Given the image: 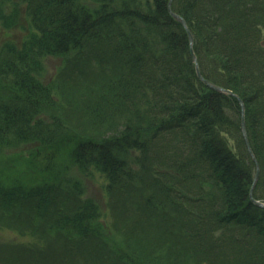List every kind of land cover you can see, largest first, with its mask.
<instances>
[{
  "label": "trees",
  "instance_id": "trees-1",
  "mask_svg": "<svg viewBox=\"0 0 264 264\" xmlns=\"http://www.w3.org/2000/svg\"><path fill=\"white\" fill-rule=\"evenodd\" d=\"M168 2L0 0L2 27L27 23L0 43V230L32 240L0 242V264H264L240 106L198 79ZM171 9L202 76L243 101L264 201V0Z\"/></svg>",
  "mask_w": 264,
  "mask_h": 264
},
{
  "label": "rangeland",
  "instance_id": "rangeland-1",
  "mask_svg": "<svg viewBox=\"0 0 264 264\" xmlns=\"http://www.w3.org/2000/svg\"><path fill=\"white\" fill-rule=\"evenodd\" d=\"M21 25H24L22 20ZM6 31L0 27V42L5 37ZM24 34V30L21 27H17L8 32V35L12 36L15 40H19L20 37ZM61 59L55 57H48L45 60V74L43 76L44 81H51L57 73V70L61 66ZM104 185L105 182L99 174H93L91 177L85 178V187L87 190V195L95 198L103 205L104 202ZM32 240L29 236H22L17 232L12 230H0V242H14V243H30ZM34 242V241H33ZM4 256L0 253V259H3Z\"/></svg>",
  "mask_w": 264,
  "mask_h": 264
},
{
  "label": "water",
  "instance_id": "water-1",
  "mask_svg": "<svg viewBox=\"0 0 264 264\" xmlns=\"http://www.w3.org/2000/svg\"><path fill=\"white\" fill-rule=\"evenodd\" d=\"M171 1H172V0H170L169 5H168V9H169V11H170ZM172 14H173V13H172ZM173 16H174L176 19H178V20L183 24V26H185L184 21H183L179 16H177V15H175V14H173ZM189 40H190V42L192 41V38H191L190 36H189ZM191 56H192V60H193V62H194L195 64H197V62H196V57H195V55H194L193 52H192ZM197 74H198V77H199V78H200V79H201V80H202L207 86L211 87V88L214 89V90L220 91V92H227V91H225V90H223V89H221V88H219V87H217V86L211 84L210 82L206 81L205 79H203V78L201 77V75L199 74L198 71H197ZM230 94H231V93H230ZM241 130H242V134H243L244 140H245V142H246L247 148H248V150H249V153L252 155L251 150H250V147H249L248 142H247V137H246V133H245V129H244L243 121L241 122ZM252 156H253V155H252ZM253 159H254V158H253ZM254 161H255V159H254ZM258 176H259V172H258V167H257V169H256V173H255V176H254V180H253V184H252V187H251V190H250V198H251V200H252L256 205H258V206H260V207H264V204H263V203H261V202H259V201H257V200H254L253 197H252L253 186H254V184L256 183V181H257V179H258Z\"/></svg>",
  "mask_w": 264,
  "mask_h": 264
}]
</instances>
